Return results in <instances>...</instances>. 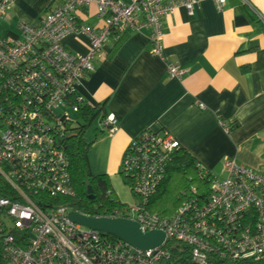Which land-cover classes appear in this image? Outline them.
I'll list each match as a JSON object with an SVG mask.
<instances>
[{
    "label": "built area",
    "instance_id": "2783aa9c",
    "mask_svg": "<svg viewBox=\"0 0 264 264\" xmlns=\"http://www.w3.org/2000/svg\"><path fill=\"white\" fill-rule=\"evenodd\" d=\"M39 28L23 23L0 40V264H257L264 258V166L254 171L234 161L223 165L204 202L191 199L175 216L159 218L147 204L164 178L165 157L179 149L175 140L153 130L141 133L124 154L122 173L131 181L137 204L109 219L138 224L141 233L161 232L162 245L139 251L70 222L71 210L49 200L74 197L69 163L62 146L67 110L83 102L81 82L115 31L151 29V55L163 59L164 21L177 10L190 17L199 0H55ZM249 5L247 0H241ZM16 0H0V22ZM218 12L226 0H214ZM96 5L101 30L80 25L76 15ZM70 36L90 42L86 56L66 51ZM173 79L185 71L166 63ZM110 136L119 126L101 122ZM207 173H204L206 176ZM196 194V191H193ZM195 197V196H193Z\"/></svg>",
    "mask_w": 264,
    "mask_h": 264
},
{
    "label": "crops",
    "instance_id": "0c3cea01",
    "mask_svg": "<svg viewBox=\"0 0 264 264\" xmlns=\"http://www.w3.org/2000/svg\"><path fill=\"white\" fill-rule=\"evenodd\" d=\"M113 1L127 6L131 0ZM199 1L193 17L180 9L164 21L163 59L151 55V29L124 32L104 47L78 89L85 104L101 110L99 126L86 134L94 143L91 171L115 179L112 191L121 203L124 154L147 130L175 140L219 180L226 161L256 172L264 166V0H226L223 12L214 0ZM57 4L16 0L9 20L39 28ZM76 19L103 28L96 5L79 10ZM63 46L75 56L90 51L85 36H70ZM166 63L183 69L184 77H170ZM108 117L119 126L112 136L101 129Z\"/></svg>",
    "mask_w": 264,
    "mask_h": 264
},
{
    "label": "trees",
    "instance_id": "16d2710c",
    "mask_svg": "<svg viewBox=\"0 0 264 264\" xmlns=\"http://www.w3.org/2000/svg\"><path fill=\"white\" fill-rule=\"evenodd\" d=\"M120 35L119 31H115L112 39L117 40L116 38H119ZM79 96V92L76 93L70 100L71 103L76 104ZM73 112L77 117V127H74L75 123L70 118L66 120V117H63L66 130L61 143L69 163L71 186L75 195L71 198H58L49 201L54 205L68 207L71 212L85 217L108 218L118 214L125 218L128 207L114 195L107 176L94 175L89 164V152L94 143L88 142L85 136L92 123L99 117L100 107L93 108L82 102ZM164 163L162 183L146 205L151 214L162 219L175 216L178 210L191 199L205 202L212 194L211 185L215 180L222 181L226 176L222 180L208 173L204 176L206 172L201 170L195 159L181 147L168 153ZM121 176L137 200L131 188V181L123 173ZM0 184L2 185L1 180ZM89 188L92 191V200L87 194ZM193 191H196V194H193ZM106 238L117 241L112 237L107 236ZM257 264H264V258Z\"/></svg>",
    "mask_w": 264,
    "mask_h": 264
},
{
    "label": "water",
    "instance_id": "95a60500",
    "mask_svg": "<svg viewBox=\"0 0 264 264\" xmlns=\"http://www.w3.org/2000/svg\"><path fill=\"white\" fill-rule=\"evenodd\" d=\"M89 199L92 200V191L87 192ZM71 223L81 226L87 230L98 232L103 236L112 237L131 248L139 251H149L162 245L165 236L161 232L141 233L138 224L123 220L109 218L85 217L75 212L68 215Z\"/></svg>",
    "mask_w": 264,
    "mask_h": 264
},
{
    "label": "rangeland",
    "instance_id": "374dc122",
    "mask_svg": "<svg viewBox=\"0 0 264 264\" xmlns=\"http://www.w3.org/2000/svg\"><path fill=\"white\" fill-rule=\"evenodd\" d=\"M15 22L16 21L13 20V19H11V20L6 19V20L0 22V40L4 39V37L6 36L8 30L9 31L15 30V26H17L16 25L17 23H15ZM67 116L70 118V120H72L75 123V124H73L74 127H77V125H76V122H77L76 114H74V112L71 111V110H67ZM98 124H99V121H98V118H97L92 123L91 127L89 128V130L87 131V132H89L88 133V136H89V134H92L93 133V131L96 128V126H99ZM85 139L87 141H89L90 140V137L85 136ZM123 180H124V178L123 177L121 178L119 176V178H118V184L121 185V189H122L120 191V197L122 198V200H124L126 202V203H123V204H125L128 208H131V207H133V206H135L137 204V200L132 195V193L130 192L129 185H126ZM110 184H111V187H113L114 190H115V179L112 182H110Z\"/></svg>",
    "mask_w": 264,
    "mask_h": 264
}]
</instances>
